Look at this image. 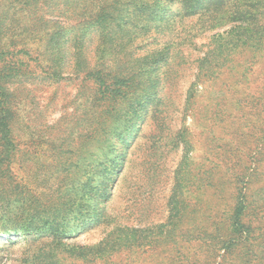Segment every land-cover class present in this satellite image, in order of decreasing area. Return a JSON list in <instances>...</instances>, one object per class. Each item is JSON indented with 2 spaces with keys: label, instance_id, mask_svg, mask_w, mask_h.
Wrapping results in <instances>:
<instances>
[{
  "label": "rangeland",
  "instance_id": "rangeland-1",
  "mask_svg": "<svg viewBox=\"0 0 264 264\" xmlns=\"http://www.w3.org/2000/svg\"><path fill=\"white\" fill-rule=\"evenodd\" d=\"M95 2L0 0V72L8 77L4 84L18 134L13 166L20 180L38 191L46 183L29 176L37 172L43 178L48 173L52 141L63 131L66 135L79 129L90 114L104 112L110 104L106 89L99 90L85 73L52 77L47 52L56 44L70 43L72 33L63 26L85 18ZM231 7L228 11L240 5ZM199 23L181 28L190 42L184 48L187 63L178 61L169 75L154 74L157 95L152 103L127 108L129 101L120 96L116 109H136L133 121L140 127L129 144L119 142L104 154L109 163L118 155L124 158L117 159L120 167L111 175L113 180L105 181L91 198L90 223L66 238L64 246L53 242L51 249L59 252L55 264H264V44L257 41V33L247 39L235 28L229 40L235 52L219 62L236 69L193 86L198 56L203 57L216 44V35L233 25L204 32ZM85 37L91 48L88 58L95 62L100 37L94 32ZM162 46H135L122 65L114 67L127 68L135 58ZM107 82L112 89L126 90L123 83ZM186 142L192 150L182 196L183 222L176 233L165 228L160 234L158 226L169 221L175 173ZM241 195L246 231L234 235L229 223ZM127 228L142 232L122 236ZM8 238L0 234V264L27 262V253L35 252L30 248L32 237H14V242ZM106 241V255L94 250Z\"/></svg>",
  "mask_w": 264,
  "mask_h": 264
},
{
  "label": "trees",
  "instance_id": "trees-1",
  "mask_svg": "<svg viewBox=\"0 0 264 264\" xmlns=\"http://www.w3.org/2000/svg\"><path fill=\"white\" fill-rule=\"evenodd\" d=\"M237 4L240 5L237 10L228 11ZM94 6L91 13H85V18L76 24L63 26L72 33L67 46L56 44L47 52L52 59V77L59 79L85 73L94 79L99 90L101 87L106 89L110 104L104 112L90 114L86 124L79 129L66 135L63 131L60 138L52 141V162L48 165V173L43 178L37 172L29 176L32 180L41 179L46 183L41 191L25 185L14 170L17 157L15 139L18 137L15 111L4 84L8 77L0 72V234L8 235V242L16 241L14 237H32L30 248H35V252L27 253L29 259L24 264H55L59 261V252L51 249L53 242L64 246L62 242L66 238L79 233L90 223L91 198L98 195L96 190H100L105 181L113 180L111 175L119 170L120 160L124 158L118 155L109 163L103 158L104 154L110 153L119 142L129 144L140 127L133 121L136 109L120 111L116 109L117 102L121 96L129 101L127 108L152 103L157 95L154 74L169 75L178 61L187 63L184 48L190 46V42L181 28L186 24L194 28L200 22L201 30L209 32L229 22L233 24L229 30L216 35V44L210 46L203 57L198 56V72L193 86L204 80H215L232 67L236 69L234 64L219 62V59L235 52L229 43L235 28L244 32L247 39L257 33V41L264 44V0H96ZM90 32L100 37L96 48L98 60L95 62L87 55L91 48L85 36ZM161 37L166 40H160ZM146 42L148 46H164L135 58V63L127 68L115 69V65H122L131 48ZM262 50L263 46L260 52ZM247 70L244 69V73ZM108 80L123 83L126 90L120 86L112 89ZM75 127L78 128L77 125ZM184 150L175 173L169 221L158 226L160 234L165 233V228L176 233L183 222L182 196L187 187L192 150L190 142H186ZM117 159L120 160L117 162ZM240 197L242 199L237 200L229 223L234 235L246 231L243 219L245 202L243 195ZM130 231L137 233L142 229L127 228L122 236H129ZM104 243L107 241L94 247L101 255L108 253L109 248Z\"/></svg>",
  "mask_w": 264,
  "mask_h": 264
}]
</instances>
